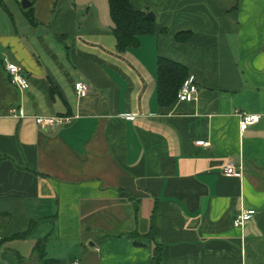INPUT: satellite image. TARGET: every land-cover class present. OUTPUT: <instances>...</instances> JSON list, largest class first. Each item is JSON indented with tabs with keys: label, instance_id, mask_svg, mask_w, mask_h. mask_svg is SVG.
Returning a JSON list of instances; mask_svg holds the SVG:
<instances>
[{
	"label": "crops",
	"instance_id": "crops-1",
	"mask_svg": "<svg viewBox=\"0 0 264 264\" xmlns=\"http://www.w3.org/2000/svg\"><path fill=\"white\" fill-rule=\"evenodd\" d=\"M2 2L0 258L31 262L46 239L64 264H152L155 249L158 264H264V0H130L155 32L123 52L108 0H36L35 25ZM159 58L195 77V101L159 105ZM235 111L260 120L241 132ZM242 210L255 214L235 227Z\"/></svg>",
	"mask_w": 264,
	"mask_h": 264
},
{
	"label": "trees",
	"instance_id": "trees-1",
	"mask_svg": "<svg viewBox=\"0 0 264 264\" xmlns=\"http://www.w3.org/2000/svg\"><path fill=\"white\" fill-rule=\"evenodd\" d=\"M28 1L32 6L27 10H22V12L27 21L35 25L33 6L36 0ZM240 1L234 9H238ZM15 2L19 5V0H15ZM0 5L7 11L2 0H0ZM108 5L118 52L137 48L139 46V37L154 34L155 22L145 19L147 12L134 10L130 0H108ZM189 37H191V33L180 32L175 34L174 39L177 42H183ZM188 77L189 72L183 65L159 58L157 63V99L159 105L164 107L173 105L176 102L178 90ZM152 219L148 237L153 239L154 235H156L157 227L154 221L155 217L152 216ZM31 230L32 224H30L27 231L16 234L11 239L24 240L30 235ZM45 245L46 239H43L39 240L33 247L32 255L38 264H64L60 261L47 259ZM154 253L152 264H158L159 256L156 254V249Z\"/></svg>",
	"mask_w": 264,
	"mask_h": 264
},
{
	"label": "built area",
	"instance_id": "built-area-1",
	"mask_svg": "<svg viewBox=\"0 0 264 264\" xmlns=\"http://www.w3.org/2000/svg\"><path fill=\"white\" fill-rule=\"evenodd\" d=\"M5 71L9 75L10 84L17 88L19 91L27 90L29 87L28 79L24 75V71L21 67L13 64L6 63ZM75 94L79 97H84L88 92V87L83 82H77L74 85ZM197 85L194 76H189L182 84L176 95V102L179 103H191L197 98ZM236 117L239 119V128L241 132H245L248 128L258 123L260 116L256 114H248L242 111H235ZM35 122L40 128L56 127L63 124H69V118L61 117H35ZM224 175L227 177H239L240 172L236 171L234 165L229 163L224 171ZM255 214L254 210H242L233 219V225L235 227H242L244 223Z\"/></svg>",
	"mask_w": 264,
	"mask_h": 264
},
{
	"label": "rangeland",
	"instance_id": "rangeland-1",
	"mask_svg": "<svg viewBox=\"0 0 264 264\" xmlns=\"http://www.w3.org/2000/svg\"><path fill=\"white\" fill-rule=\"evenodd\" d=\"M124 227V224L122 225V228ZM86 239L85 238H83V241H85ZM85 247H86V244L84 245ZM88 246H90V243H88ZM50 254H51V256H53L52 254H54V251L52 250V249H50ZM8 255V254H7ZM3 256V255H2ZM67 256V254L65 255V257ZM32 257V258H31ZM31 262L30 261H26L25 263H23V264H36V260H35V257L34 256H32L31 255ZM75 258L77 259V261H85V257H84V252L83 251H81V250H79L78 249V252H77V254H76V256H75ZM74 258V259H75ZM0 264H10V262L5 258V256H4V258H0ZM13 264H20V263H18V262H14ZM79 264V263H78ZM82 264V263H81Z\"/></svg>",
	"mask_w": 264,
	"mask_h": 264
},
{
	"label": "water",
	"instance_id": "water-1",
	"mask_svg": "<svg viewBox=\"0 0 264 264\" xmlns=\"http://www.w3.org/2000/svg\"><path fill=\"white\" fill-rule=\"evenodd\" d=\"M19 5H20L21 10H27V9H29L32 6V4L28 0H19ZM145 19L147 21L154 22L155 21V16H154V14L151 11H149L145 15Z\"/></svg>",
	"mask_w": 264,
	"mask_h": 264
}]
</instances>
